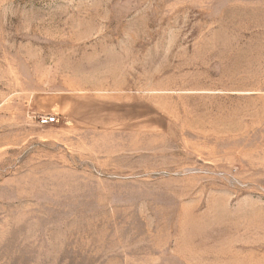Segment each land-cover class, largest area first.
<instances>
[{
    "label": "rangeland",
    "instance_id": "rangeland-1",
    "mask_svg": "<svg viewBox=\"0 0 264 264\" xmlns=\"http://www.w3.org/2000/svg\"><path fill=\"white\" fill-rule=\"evenodd\" d=\"M0 264H264V0H0Z\"/></svg>",
    "mask_w": 264,
    "mask_h": 264
},
{
    "label": "built area",
    "instance_id": "built-area-1",
    "mask_svg": "<svg viewBox=\"0 0 264 264\" xmlns=\"http://www.w3.org/2000/svg\"><path fill=\"white\" fill-rule=\"evenodd\" d=\"M40 121L43 123V124H51L53 122L56 121V116H48V115H45V116H42Z\"/></svg>",
    "mask_w": 264,
    "mask_h": 264
}]
</instances>
